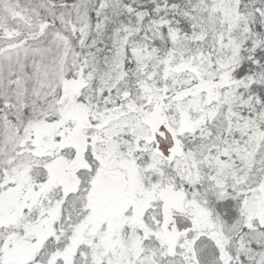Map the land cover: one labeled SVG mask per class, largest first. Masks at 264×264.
<instances>
[{"label":"snow or ice","instance_id":"obj_1","mask_svg":"<svg viewBox=\"0 0 264 264\" xmlns=\"http://www.w3.org/2000/svg\"><path fill=\"white\" fill-rule=\"evenodd\" d=\"M0 264H264V0H0Z\"/></svg>","mask_w":264,"mask_h":264}]
</instances>
